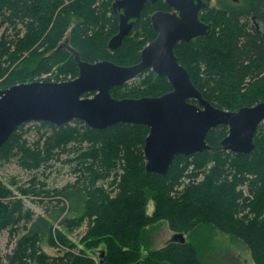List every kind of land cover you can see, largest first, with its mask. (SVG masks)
<instances>
[{"label": "trees", "instance_id": "16d2710c", "mask_svg": "<svg viewBox=\"0 0 264 264\" xmlns=\"http://www.w3.org/2000/svg\"><path fill=\"white\" fill-rule=\"evenodd\" d=\"M115 1L0 0V88L53 82L48 76L56 82L76 79L74 55L61 47L66 39L85 62L138 64L143 49L157 37L152 15L170 8L162 2L147 4L121 47L112 51L109 42L119 32ZM203 1L201 21L212 31L178 43L179 63L220 110L236 112L263 103L264 34L255 23L264 27V0H216L213 7V0ZM171 90L167 79L149 70L115 88L112 96L140 99ZM29 124L34 127L26 128ZM29 124L2 146L0 169L16 160L22 169L42 171L47 179V171L59 163L69 167L74 181L53 190L45 182L38 188L37 175L28 185L0 181V235L8 232L15 245L7 264H215L200 258L206 260L212 251L214 231L245 245L254 264H264V122L255 135L257 151H224L220 143L229 128L218 126L207 136L212 150L177 157L164 176L146 170V126L120 123L97 130L81 121L59 127ZM25 199L44 205L45 214L36 217ZM162 222L174 235H183L185 243L170 240L147 250L148 231ZM83 227V236L74 242L71 236ZM44 245L58 254L50 256Z\"/></svg>", "mask_w": 264, "mask_h": 264}, {"label": "water", "instance_id": "95a60500", "mask_svg": "<svg viewBox=\"0 0 264 264\" xmlns=\"http://www.w3.org/2000/svg\"><path fill=\"white\" fill-rule=\"evenodd\" d=\"M156 1L159 0H117L113 3L119 32L110 40V50L121 47L147 3L155 4ZM166 3L173 12L152 15L151 23L157 37L143 49L138 64L89 63L83 61L77 51L67 48L78 65L76 79L35 81L0 90V150L22 125L46 122L59 127L81 121L97 130L120 123L146 126L149 135L144 153L149 174L164 176L177 157L212 150L207 136L218 126L229 128V135L220 143L224 151L235 154L257 151L255 135L264 122V102L236 112L216 108L195 87L188 70L176 56L178 43H190L211 33L212 26L201 21L207 3L203 0H166ZM149 70L167 79L171 92L140 99L119 100L112 96L115 88ZM90 93L95 95L85 96ZM171 241L185 243L186 240L183 235L176 234Z\"/></svg>", "mask_w": 264, "mask_h": 264}, {"label": "rangeland", "instance_id": "374dc122", "mask_svg": "<svg viewBox=\"0 0 264 264\" xmlns=\"http://www.w3.org/2000/svg\"><path fill=\"white\" fill-rule=\"evenodd\" d=\"M216 0L212 1L210 7L215 6ZM203 13V12H202ZM201 13V14H202ZM262 30L264 28L261 26ZM64 48H70L68 45V39L64 41L62 44ZM44 78H52L54 82L55 76H48ZM9 89V88H8ZM0 90H7L0 88ZM34 127L32 124H29L26 128ZM34 130V129H33ZM33 138V136H31ZM47 174H50L47 179L43 176L42 171L39 173H31L24 169H22L16 162V160L11 161L4 165L0 169V181H3L6 185L12 186V182L16 181L19 185H28L30 180L37 175L38 188L41 187L40 183L45 182L47 185V189H60L67 185L70 182L74 181V177L72 176L70 169L68 166H63L61 164H56V167L47 171ZM38 201H32L31 199H25L24 203L27 209H31L35 216L45 214L44 205H38V203H34ZM54 206V205H53ZM50 208L51 210L53 209ZM154 211V206L152 203L149 204L148 213L152 214ZM85 232V227L75 231L71 236V239L74 242H78ZM174 234L170 231L169 226L166 222L159 223L157 226L152 227L147 233V250H157L163 247L168 241L172 240ZM188 240V237H186ZM14 243L10 242L8 232H4L0 235V264H7L6 256L12 253L14 248ZM44 251L50 256H55L58 254V250H55L50 247H46L45 245ZM103 251V250H102ZM101 251V252H102ZM204 252V251H203ZM206 252V250H205ZM203 254V253H202ZM100 257L102 254H98ZM205 255V254H204ZM203 255V256H204ZM102 258V257H101ZM203 262H215V264H254L251 259L250 252L240 242H235L229 236H225L218 231H214L212 234V251L206 252L205 259L203 260L202 256L200 257Z\"/></svg>", "mask_w": 264, "mask_h": 264}, {"label": "flooded vegetation", "instance_id": "af4514ba", "mask_svg": "<svg viewBox=\"0 0 264 264\" xmlns=\"http://www.w3.org/2000/svg\"><path fill=\"white\" fill-rule=\"evenodd\" d=\"M152 2V1H151ZM151 2H148L147 4H153V3H151ZM158 2H162V3H164V4H166L167 5V3H166V0H159V1H156V3H158ZM155 3V4H156ZM147 6V5H146ZM168 6V5H167ZM169 7V6H168ZM170 8V7H169ZM159 12H173V10L170 8V11H159ZM156 13V12H155ZM154 13V14H155ZM256 24V27H257V29H259L260 31H262L263 32V34H264V30H262V28H261V26L259 25V23H255ZM264 28V27H263ZM195 40V39H194Z\"/></svg>", "mask_w": 264, "mask_h": 264}]
</instances>
